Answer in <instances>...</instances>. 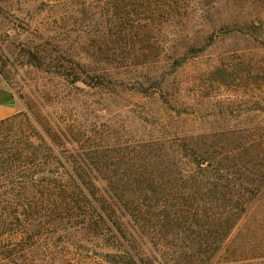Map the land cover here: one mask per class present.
Segmentation results:
<instances>
[{
  "label": "rangeland",
  "instance_id": "1",
  "mask_svg": "<svg viewBox=\"0 0 264 264\" xmlns=\"http://www.w3.org/2000/svg\"><path fill=\"white\" fill-rule=\"evenodd\" d=\"M0 87L18 101L0 148L44 139L51 171L67 159L125 181L161 157L154 229L131 231L129 250L161 264H264V0H0ZM182 143L188 166L176 162ZM33 202L0 196V217L23 219L18 204ZM239 202L247 210L221 237L214 215ZM90 238L60 240L88 250ZM0 260L61 264L46 248Z\"/></svg>",
  "mask_w": 264,
  "mask_h": 264
},
{
  "label": "trees",
  "instance_id": "2",
  "mask_svg": "<svg viewBox=\"0 0 264 264\" xmlns=\"http://www.w3.org/2000/svg\"><path fill=\"white\" fill-rule=\"evenodd\" d=\"M10 121L11 118L6 119L0 125ZM50 150L44 139L38 144L12 142L0 148V196H24L34 201L27 208L18 204L23 209V219L0 217V250L46 248L51 260L61 264H161L156 256L128 249V237L132 243L137 241L131 231L144 232V224L151 226L149 230L154 229L157 203L151 201L162 186L161 157H145L141 169L124 172L125 181H120L115 179V174L79 170L76 163L67 159H60L61 172L51 171L47 162ZM174 151L175 161L188 166V144H179ZM118 182L122 184L121 189L115 185ZM223 209L213 219L218 222L221 237L225 238L247 207L239 202ZM185 213L188 215V210ZM76 233L90 236L91 241L85 240L83 245L90 241L91 248L73 250L78 241L69 244V240H60L62 236ZM54 239L63 244L62 250H52L59 247ZM212 257L214 254L206 264H212Z\"/></svg>",
  "mask_w": 264,
  "mask_h": 264
},
{
  "label": "crops",
  "instance_id": "3",
  "mask_svg": "<svg viewBox=\"0 0 264 264\" xmlns=\"http://www.w3.org/2000/svg\"><path fill=\"white\" fill-rule=\"evenodd\" d=\"M18 112V101L7 88L0 87V122L13 117Z\"/></svg>",
  "mask_w": 264,
  "mask_h": 264
}]
</instances>
